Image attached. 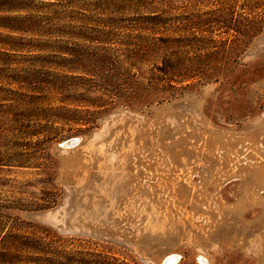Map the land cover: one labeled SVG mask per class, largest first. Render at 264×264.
Segmentation results:
<instances>
[{"label":"rangeland","instance_id":"374dc122","mask_svg":"<svg viewBox=\"0 0 264 264\" xmlns=\"http://www.w3.org/2000/svg\"><path fill=\"white\" fill-rule=\"evenodd\" d=\"M130 4L18 0L13 7L25 8L35 34L58 37L87 17L138 13ZM171 8L182 15L190 59L194 47L217 52L193 61L217 70L181 96L117 104L91 128H62L71 134L48 143L25 133L52 137L55 128L21 125L35 120L26 113L31 101L0 105V122L15 117L0 123V240L45 239L67 251L68 264H167L174 256L173 264H264V0H180ZM9 9L0 0V26L18 30L0 27V34L19 39L30 30L20 19L3 20ZM5 42L0 37V51ZM13 44L5 66L64 64ZM119 53L107 50L105 63L94 65L101 81L125 85L134 77L115 63Z\"/></svg>","mask_w":264,"mask_h":264},{"label":"trees","instance_id":"16d2710c","mask_svg":"<svg viewBox=\"0 0 264 264\" xmlns=\"http://www.w3.org/2000/svg\"><path fill=\"white\" fill-rule=\"evenodd\" d=\"M3 1L10 9L2 19L9 22L20 19V26L26 24L30 31L19 39L0 34L8 39L4 43L8 49L0 51V99L3 101L0 105L19 97L33 103L35 109H27L26 113L35 120L25 121L24 117L21 125L55 128L52 137L44 130H27V138L35 139V143L58 142L71 134L72 130L62 131V128H91L117 104L140 108L181 96L202 77L217 70L213 63L198 67L193 62L202 55L209 59L217 55L212 46L204 54L194 47L191 59L185 52L182 15L171 14L173 2L180 0H130L128 7L137 6L138 13L128 12L118 19H113L111 14H104L98 20L87 17L66 24L70 30L58 37L35 34L37 25L25 8L13 7L18 0ZM17 12H24L25 17L14 15ZM0 27L9 32L18 30L16 26ZM211 36L207 41L212 44L217 40ZM15 40L23 42L20 49L30 52L41 49L39 52L46 53L35 54V58L62 59L64 64L5 66L3 59L15 55L10 53L16 47ZM111 49L120 52L114 61L121 69L128 75L134 71L129 84L101 81L99 72L95 73L94 65L105 63L103 57ZM14 120L15 117H4L0 123L12 125ZM8 236L12 239L0 240V264H68L67 251L58 250L45 239Z\"/></svg>","mask_w":264,"mask_h":264},{"label":"water","instance_id":"95a60500","mask_svg":"<svg viewBox=\"0 0 264 264\" xmlns=\"http://www.w3.org/2000/svg\"><path fill=\"white\" fill-rule=\"evenodd\" d=\"M170 263L173 264V263H175V261H174V260H168V261H167V264H170Z\"/></svg>","mask_w":264,"mask_h":264},{"label":"bare ground","instance_id":"6f19581e","mask_svg":"<svg viewBox=\"0 0 264 264\" xmlns=\"http://www.w3.org/2000/svg\"><path fill=\"white\" fill-rule=\"evenodd\" d=\"M171 260H174L175 262H177V257L174 256V258H172Z\"/></svg>","mask_w":264,"mask_h":264}]
</instances>
